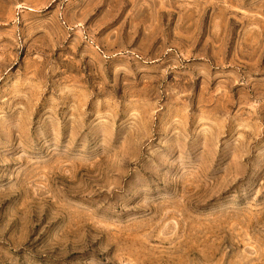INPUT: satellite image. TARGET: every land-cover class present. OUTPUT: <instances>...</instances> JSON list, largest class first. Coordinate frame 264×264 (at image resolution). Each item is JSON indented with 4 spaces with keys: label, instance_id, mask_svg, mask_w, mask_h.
<instances>
[{
    "label": "rangeland",
    "instance_id": "374dc122",
    "mask_svg": "<svg viewBox=\"0 0 264 264\" xmlns=\"http://www.w3.org/2000/svg\"><path fill=\"white\" fill-rule=\"evenodd\" d=\"M0 264H264V0H0Z\"/></svg>",
    "mask_w": 264,
    "mask_h": 264
}]
</instances>
